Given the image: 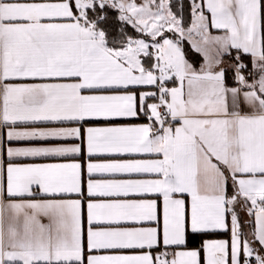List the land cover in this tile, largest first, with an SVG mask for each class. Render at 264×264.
Here are the masks:
<instances>
[{"label": "snow or ice", "instance_id": "obj_1", "mask_svg": "<svg viewBox=\"0 0 264 264\" xmlns=\"http://www.w3.org/2000/svg\"><path fill=\"white\" fill-rule=\"evenodd\" d=\"M0 264H264V0H0Z\"/></svg>", "mask_w": 264, "mask_h": 264}]
</instances>
